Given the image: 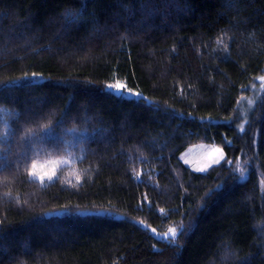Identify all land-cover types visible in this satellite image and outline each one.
Returning a JSON list of instances; mask_svg holds the SVG:
<instances>
[{
    "label": "trees",
    "instance_id": "1",
    "mask_svg": "<svg viewBox=\"0 0 264 264\" xmlns=\"http://www.w3.org/2000/svg\"><path fill=\"white\" fill-rule=\"evenodd\" d=\"M262 74L264 0H0V264H264Z\"/></svg>",
    "mask_w": 264,
    "mask_h": 264
},
{
    "label": "rangeland",
    "instance_id": "2",
    "mask_svg": "<svg viewBox=\"0 0 264 264\" xmlns=\"http://www.w3.org/2000/svg\"><path fill=\"white\" fill-rule=\"evenodd\" d=\"M120 84L124 85L123 83H120ZM113 88L115 91H118L116 90L115 87ZM250 89H251L252 94L246 97L245 104L239 105V109H238V116L240 117V119H239V122L237 123V127L240 130L244 128L248 115L255 101L259 99V97L264 91V74L258 76L255 79V81L250 85ZM129 90L132 93H139V95L130 94ZM121 91H122V95L125 97H138L142 95L141 92L137 90L129 89V88H125V89L123 88L122 90H119V92ZM216 149H220V151L216 152L215 151ZM79 156H80L79 154L68 153V154L61 155V156L40 159V160H37L36 162L37 163H49L50 161L52 162L60 161L61 164L58 166V170H59L61 167L70 165L74 163L75 161H77ZM224 157H225V154L222 148H220L217 145L209 144V143H197V144L191 145L180 155L181 160L186 165L191 167L193 170L199 171V172L206 171L211 166L218 164L224 159ZM242 173L243 175H241ZM246 177H247L246 169L241 170L239 178L241 180H244L246 179ZM33 179H37L39 181L38 177L33 178ZM45 182H47V180ZM66 212H67L66 209L61 208V209L49 210L46 213L47 215H52V214L62 215V214H65ZM102 212H103L102 209H99V210L82 209L78 211V213H102ZM156 235L159 238L169 239V238L175 237L176 231H175V235H173V233L170 232V230H168L167 232H163V233H156Z\"/></svg>",
    "mask_w": 264,
    "mask_h": 264
},
{
    "label": "snow or ice",
    "instance_id": "3",
    "mask_svg": "<svg viewBox=\"0 0 264 264\" xmlns=\"http://www.w3.org/2000/svg\"><path fill=\"white\" fill-rule=\"evenodd\" d=\"M25 79H27L28 77H24ZM32 78H37L35 76H33ZM116 90H122L125 86L117 83L115 86ZM130 94L133 95H139V93H132L129 90ZM49 129V123L47 124H40L39 126V134H42L44 132H46ZM36 135H37V129L35 128H29L27 130H25V138L31 141L36 140ZM216 152H219L220 149H216ZM61 164V162H52L50 161L49 163H37L36 161H33L31 163V167L28 171V175L30 178H37L39 179V181L43 184L46 180L48 182H52L53 180H55L57 178V173H58V166ZM73 175L75 176V180L77 183H79L81 181V177L79 175H76L75 173H73ZM243 175V173L241 174ZM175 229H170V232L173 233V235H175Z\"/></svg>",
    "mask_w": 264,
    "mask_h": 264
}]
</instances>
